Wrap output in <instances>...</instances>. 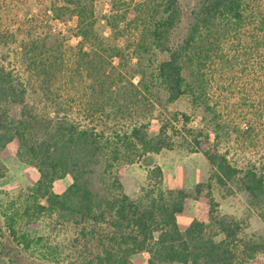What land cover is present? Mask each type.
<instances>
[{
	"label": "trees",
	"instance_id": "1",
	"mask_svg": "<svg viewBox=\"0 0 264 264\" xmlns=\"http://www.w3.org/2000/svg\"><path fill=\"white\" fill-rule=\"evenodd\" d=\"M108 1L97 19L93 0H37L30 18L17 17L28 0H0V150L14 143L37 172L30 201L15 197L1 212L11 245L53 262L69 254L66 264H134L142 252L146 264H264V238L242 235L210 196L213 187L243 193L264 226V0ZM47 10L74 19V45L47 43ZM235 96L246 125L227 145L221 131L235 128L217 117ZM182 99L210 119L192 126L191 114L167 109ZM173 149L200 154L210 169L206 218L183 230L175 216L186 194L162 187L155 162ZM131 164L146 179L134 198L118 177ZM40 218L48 234L29 235ZM56 227L71 235L67 253Z\"/></svg>",
	"mask_w": 264,
	"mask_h": 264
},
{
	"label": "rangeland",
	"instance_id": "2",
	"mask_svg": "<svg viewBox=\"0 0 264 264\" xmlns=\"http://www.w3.org/2000/svg\"><path fill=\"white\" fill-rule=\"evenodd\" d=\"M35 3H37V0H28V3L17 11V17L22 18L26 15L30 18L37 10V8H35ZM27 5H29L28 9ZM109 5L108 0H93L94 17L101 19L102 16L108 14ZM42 18L47 21L46 26L49 31L47 43L49 45H51L55 39H60L61 37H64L69 45H74L77 42L74 37L73 18H67L64 21L57 20L48 10L46 17ZM3 19L4 18L0 19V25L3 23ZM101 23L100 25H102ZM100 25H95V30L100 32L104 38H108V31ZM108 41L110 45L121 46L123 44L122 39H108ZM132 82L136 83L135 77L132 79ZM238 99L239 96L231 98L226 108L219 109L220 117H217L222 126L224 124H229L230 130L235 128V131L232 130V132H229L228 136L224 134L225 128L221 131V142L225 140L227 145H231L236 139H239L237 132L245 129L246 125L243 120V116H246L245 110L237 108L234 104L239 103ZM167 109L172 112L178 111L191 114L192 126L198 125L201 116L208 120L211 117V114L202 113L200 110L199 112H192L189 102L185 99L168 105ZM238 113H241V115H238ZM151 129L154 131L156 125H153ZM212 138L210 134V139ZM239 153L240 152H238V154ZM155 162L161 170L162 187L165 190H179L186 194L182 211L175 216L178 229H185L194 219L204 221L208 211V194L204 187V183L210 174L209 166L204 158L198 153H188L182 149H173L170 151H161L155 156ZM0 167L3 168V172L0 175V264H66L69 254L63 257V262H60L58 259L57 262H53L47 261V259H40L39 256H36V252H33L32 255H20L14 250L7 233L4 231L1 212H3L8 202L14 201L15 197H19L20 200L24 199L28 202L30 201L31 196L28 188L32 187L37 181V172L33 167L19 160L14 143H9L4 149L0 150ZM118 177L123 192L130 198H134L139 194L146 181L145 171L136 164L121 166ZM70 182L69 176L54 181L52 184L53 192L56 194L62 193ZM197 185H199L198 189L200 193L195 192V187ZM210 196L214 203L217 204V215L226 220H237L241 225L242 235L245 237L264 238V226L248 208L243 193L235 190L230 193L222 188L213 187ZM40 202L43 203L42 200H40ZM47 226L48 221L45 218H40V220L29 224L26 227V232L31 236H46L49 232ZM55 231L56 234L58 233V244L61 248L63 247L64 253H67L69 248L65 247V243L71 238L70 233L66 230H60L58 227L55 228ZM71 248L72 247H70L69 250H72ZM146 259L147 254L144 252L131 257V261L134 264H146ZM255 264L262 263L260 260H257Z\"/></svg>",
	"mask_w": 264,
	"mask_h": 264
}]
</instances>
